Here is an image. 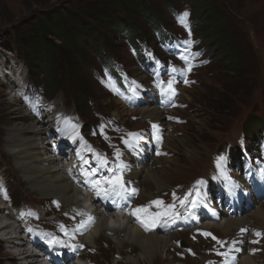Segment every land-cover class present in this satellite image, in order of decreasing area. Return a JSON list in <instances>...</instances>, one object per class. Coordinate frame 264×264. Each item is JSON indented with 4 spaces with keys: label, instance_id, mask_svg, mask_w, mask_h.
<instances>
[{
    "label": "rangeland",
    "instance_id": "obj_1",
    "mask_svg": "<svg viewBox=\"0 0 264 264\" xmlns=\"http://www.w3.org/2000/svg\"><path fill=\"white\" fill-rule=\"evenodd\" d=\"M101 1L0 0V53L7 58H11L12 62L16 63V67L24 70V72H28L22 55L11 44L10 36L24 35L27 39L33 38L35 36L33 28L36 26V17L40 11L55 9L61 15H64L66 10L80 13L98 2L101 3ZM185 5L187 4L183 1L175 0L177 10H182ZM165 6L164 4L162 14H160L162 18L161 22L173 34L180 37L178 43L183 46V49L174 47L170 48V52L162 51L164 53L162 59L165 61L166 57H171L172 59L176 55L178 58L177 62L191 65L190 71L184 69L192 80L191 90L186 91V94L180 97L185 103H188L189 108L177 113L178 116L187 119V124L178 126L175 134H170L175 139L174 145L176 146V150L169 149L168 154L170 156H157L158 150L167 147L163 141L160 148H157L153 152V158L159 160L167 159L163 167H170V171L168 170L163 178L165 187L162 190H157L153 184L146 185V182H141V186L147 190L148 193L146 194L149 198L151 196L159 197L158 195L170 188L178 185L187 186L195 179L204 177L211 168L213 156H219L229 143H232L233 149L237 147L236 139L242 132L247 135L250 142V145L243 147L245 155L240 153L238 158L233 152L228 155L229 158L237 160L234 164L235 181L244 184L241 174H238L237 171L243 170L245 165L248 166L249 151L253 148L250 155L251 163L255 165L256 161H260L263 167L260 165L261 168L257 169V177H254L252 182L254 183L257 178L258 183L262 184V188L264 189V172L261 171V169H264V157L260 156V147L254 139L253 131L250 133V130L246 128L247 134L244 129V125L249 120L252 119L250 122L256 121L258 124V121L264 118V0H213V2L211 0H205V6H208V10L205 11L208 14L207 19L203 20L200 17L201 12L198 9L196 10L195 7H192L195 19L200 23L199 28L194 33L184 23H181V21L177 22L173 20L172 15L169 14ZM155 8L157 9L159 7L155 6ZM133 17L137 26L139 25L143 28L141 29L143 35L151 38L153 31L151 26L138 16ZM221 17L227 18L229 22L226 21L223 24L220 21ZM220 30H222L223 37L228 38L230 35L232 36L231 42L236 46L243 66H248L254 70L250 80L238 83L233 79L234 67L229 64V50L226 47L230 46V44H223L217 39ZM54 34L57 37V34ZM55 36H50L49 39H52V42H54L57 39ZM55 42L59 43V40ZM203 47H208L216 58L210 67L209 64L203 62V59L198 62L194 61V56L200 54ZM175 51L177 54L174 53ZM213 51L218 53V57ZM112 54L131 73H137L136 66L138 64L131 57L130 48L126 43H117V47L112 51ZM91 56V51L86 50L84 57L89 61L91 60ZM181 57H184V59H181ZM28 59L34 68L36 61L34 56H28ZM54 59L56 60V55L53 58V62ZM159 61L164 63L160 58ZM152 71L159 73L161 70H158L157 66H154ZM40 80H46L48 83L44 84L47 94L36 95V101L42 97L47 98L42 102L41 107H39L40 110H47L48 105L52 107L58 106L62 107V110L66 111L67 114L80 112L79 114L84 116L86 121L89 122L94 117V113L91 110L92 107L104 115H113L116 117V112L121 113L123 110L121 105L117 103L118 101L123 105V101H120L117 96H115V99L110 97L103 88L106 80L102 79L101 83L95 82L90 72L87 71L85 63H83V66L81 64L80 73L71 81V85L65 84L67 81L63 83L66 86L58 83L60 76L55 78L54 85L51 83V80L47 81L43 74L40 75ZM0 81L2 82L0 85V171L9 180L11 190L15 193L13 199L16 206H19L18 203H30L38 206L40 204L42 206L45 202L51 201V198H43L41 192L29 186L22 177L18 167L15 166L16 161L14 160L16 158H13L12 150L4 145V141L8 137L9 126L12 127L15 123L6 103L9 100L8 93L5 92L4 88L7 80L1 79ZM55 85L56 88H54ZM79 85L87 92L84 98V105L81 102V97L77 93L80 88ZM226 89L230 90L231 93L229 94L225 91ZM154 99L156 98L150 97L146 99L135 110L126 107L123 117L118 119L129 129L140 127V124L137 122L147 119V116L141 112V108H144ZM77 105H79L78 108L76 107ZM55 113H57V109L52 108V114ZM132 116H142L143 119L134 121L131 118ZM44 122L47 129L52 126L48 120L45 119ZM256 132L258 131L256 130ZM179 141H183L184 145ZM149 165L152 166V163H149ZM226 169L228 170V168ZM43 179L45 178L43 177ZM212 180L214 184H217V175H213ZM199 193H202V191H192V201L196 202L193 207H196L199 202ZM256 198L258 202L264 203V193H260ZM146 200H148V197H144L141 201L144 202ZM230 203V201L226 200V204L228 205H225V209L229 208ZM52 204L53 202H50L45 207L50 208ZM76 204L78 203H74V205ZM57 209H60V207L58 206ZM52 211L53 209H50L47 212ZM219 222L222 225L226 224V220L223 217L219 218ZM202 223L204 222L202 221ZM250 226L260 227L264 230V222L260 223L253 220L250 222ZM169 230H171L170 233L160 235V237L164 238L172 236L170 237L172 240L170 241L171 244L169 243V248L159 258H154L151 264H200L199 261L203 259L197 253L196 255H176L178 252L174 251L176 249L175 243L182 240L184 238L183 236L186 235L180 234L174 227L169 228ZM221 233L222 235L218 234L221 237H230L235 234V232L229 234ZM122 238L123 235H121L119 242ZM109 239L113 242H110ZM186 240L193 248H201L198 245H194L188 237ZM244 240L248 241L245 245L249 246L250 238L246 237ZM95 241L97 245L94 244L93 247H97L100 254V257L97 258L98 264H127L125 260L127 257L136 259V254L133 251L130 252L131 249L128 248H125V253L128 256H121L119 253V242L113 236L110 237L108 232L102 234L101 238L97 237ZM14 253L7 248L6 243L0 240V264H22L20 261L10 257V254ZM116 256H120V260ZM255 257L258 258L259 264H264V252ZM141 264L149 263H143L142 261Z\"/></svg>",
    "mask_w": 264,
    "mask_h": 264
},
{
    "label": "bare ground",
    "instance_id": "obj_2",
    "mask_svg": "<svg viewBox=\"0 0 264 264\" xmlns=\"http://www.w3.org/2000/svg\"><path fill=\"white\" fill-rule=\"evenodd\" d=\"M10 60V58L0 53V65H11ZM1 84L2 82L0 81V85ZM6 103L13 116L15 125L12 127L9 126L8 137L4 141V145L12 150L14 155L13 158H16L15 160L13 159L16 161L15 166L18 167L22 177L32 189L41 192L43 198L56 199L58 202H63L65 206H74V203L79 201L80 196L79 191L72 185V177L74 173L79 171L82 164L90 160L95 161L97 159L96 153L89 152L86 145H81L77 141L63 142L56 149L46 142L52 136L56 137L60 135L57 129L62 124L65 115L62 120H56V118H60L63 114H67L66 111L62 110V107L49 106L47 112L49 119L52 120L50 125H52L54 134L45 137L47 134V127L43 126L45 125L43 120L44 110H39L38 115L34 117L32 116L33 113L30 114V111H27L18 99L9 98ZM117 103L121 105L123 109L121 113L116 112L117 118L121 119L125 113L126 107L118 101ZM52 108L57 109V113L52 114ZM158 109L159 106L157 101L152 100L144 108H141V112L145 114L147 118L158 120L161 118V112ZM174 142L175 139L169 134L165 142V145L168 147H166V149L176 150ZM179 142H182V145H184L183 141ZM68 155L80 164L68 163L66 165L64 162ZM166 162L167 159L155 160L152 166H150L149 163L151 164V160L149 159L144 162L145 166L140 167H134L128 163L126 165V174H130L133 178L137 179L140 186L141 182H146V185L153 184L157 190H162L165 187L163 178L166 172L168 170L170 171V167H163ZM61 164H63L62 167L60 166ZM43 177L45 179H43ZM146 193H148L147 190L141 186V200L144 197H148V200L144 202L154 198V196L149 198ZM68 194L70 195L68 196ZM251 202L254 204L253 201ZM248 210L253 211L241 219L224 218L226 220L224 226L218 223L206 228L209 230H217L219 233L224 232V234H229L250 224L253 220L260 223L264 222V203L259 202L258 207L254 204V207L252 209L248 208ZM42 212L43 209L38 208L36 214L40 215ZM1 214L2 207H0V220ZM4 214L6 216L9 215L8 212ZM29 218L31 217H27V220ZM11 219L16 220L17 217L13 216ZM98 221L99 224L93 229L91 236L87 240L88 244L92 246L94 244L97 245L95 239L97 237L101 238L102 234L109 231V225L124 224L122 229L115 231L114 234L118 242L121 235H123L118 245L121 256L127 255L125 253V248L131 249L130 252L133 251V253L136 254V259H131L130 257L125 259L127 264H141L142 261L143 263L148 262L151 264V261L164 254L171 244L170 241L172 238L170 237H160L157 233L144 234L139 229L133 227L130 222L127 223L123 219L115 217L109 219L104 213H99ZM17 225L22 228L24 227L22 223H18ZM13 229L16 230V228L12 226L3 228L0 225V240L6 243L9 250L15 252L14 254H10V257L20 261L22 264H38L37 260H35L25 248V239L18 241L16 237H14L16 232ZM213 233L217 235V233ZM78 238L80 239V236H78ZM257 259V257L250 258L245 255L242 257L240 264H259Z\"/></svg>",
    "mask_w": 264,
    "mask_h": 264
},
{
    "label": "trees",
    "instance_id": "obj_3",
    "mask_svg": "<svg viewBox=\"0 0 264 264\" xmlns=\"http://www.w3.org/2000/svg\"><path fill=\"white\" fill-rule=\"evenodd\" d=\"M174 1L102 0L101 3L98 2L80 13L66 10L65 14L61 15L55 9L40 11L36 17V26L33 28L35 31L33 38L27 39L24 35H14V37L10 36L9 39L23 55L31 78L35 83L39 82L40 75L45 73L47 81L51 80L52 84L55 82V78L60 76L58 83L67 81L65 84L71 85V81L80 73L81 64L83 66L85 63L87 69L91 68L93 62L98 66L106 64L111 58V50L116 49L117 43L124 42L122 34L125 31H128V35L134 36L141 33L140 29L143 28L137 26L133 16H138L141 19L144 17L149 24L155 25L160 19L163 5L170 6L175 3ZM193 1L198 11L201 12L200 17L204 20L207 19L208 14L205 11L208 10V6H205V0ZM155 6L159 8L156 9ZM220 21L224 24L228 19L221 17ZM135 28L139 30L137 31ZM54 33L57 34V37ZM50 36H55L57 38L55 41L59 40V43L52 42V39H49ZM228 38L223 37L222 30L218 32L217 39L223 44H230L226 47L229 50V64L234 67L233 79L238 83L250 80L254 70L248 66H243L237 48L231 42L232 36L230 35ZM86 50L92 53L91 60H89L91 62L87 65L86 62L89 61L84 57ZM31 55L36 60L34 68L28 59V56ZM55 55L56 60L54 59L53 62ZM225 91L231 93L228 89ZM77 93L84 105L87 92L80 86ZM250 126L253 129L252 127L258 125L252 124Z\"/></svg>",
    "mask_w": 264,
    "mask_h": 264
},
{
    "label": "snow or ice",
    "instance_id": "obj_4",
    "mask_svg": "<svg viewBox=\"0 0 264 264\" xmlns=\"http://www.w3.org/2000/svg\"><path fill=\"white\" fill-rule=\"evenodd\" d=\"M188 16V13L187 12H185L184 13V17H187ZM184 21H183V19L181 20V23H183ZM181 59H184V57H181ZM172 71L173 72H176L177 71V69H175V68H173L172 69ZM161 83H164V82H161ZM173 83H174V81H172V80H169L168 82H167V88L166 89H163L162 88V92H165L166 94H168L169 96H174L176 93H175V89H174V87H173ZM133 94L135 95L136 93H135V90L133 89ZM73 127H75V125H73ZM157 128V126L156 125H153V129L155 130ZM159 140H160V138L159 137H157V142H159ZM125 143H128V141H125ZM224 159V157H219L218 158V160H217V166L219 167L220 166V161H222ZM105 164H106V162H105ZM95 170H93V172H94ZM261 171L262 172H264V169H261ZM93 173H85V175H92ZM94 183V185L99 189V186H100V184H101V181H94L93 182ZM103 183H105L106 185H109L110 186V188H107V189H100V191H104L105 192V194H107V192L109 191V190H111V191H113V192H117V191H119V192H130V194L131 195H135V194H137V190L136 189H128L127 187H126V183L122 180V176H117V175H113L112 177H103ZM197 183H203V181H198ZM97 194H99V191H98V193ZM173 197H174V199H175V193H173ZM187 199V197H185V198H183V199H181V201H180V203H181V206L182 207H185L186 208V211H187V207L185 206V204H184V201ZM192 206H195V201H190L189 202ZM151 204H154V205H157V206H160V205H162L163 204V201H161V200H154V201H152L151 202ZM151 205H149L148 207H150ZM174 206H172V205H169L168 206V209L169 210H171L172 208H173ZM138 212H147V207H145V208H138V209H136L135 210V212H133V215H136ZM161 215H170V219L168 220V221H166L167 223H174V219H173V217L174 218H179V219H184L185 217L184 216H181L179 213H175V212H168V211H165V212H163V213H156L155 214V216H157V217H159V216H161ZM156 221H153V223H155ZM145 227H146V230H147V228H148V226L147 225H145ZM242 232H245V231H247L246 229H242L241 230ZM204 235H210L209 233H204ZM256 235L257 236H260L261 234L260 233H256ZM214 239H215V237H213ZM252 242H257V241H252ZM64 242L63 241H61V240H59V239H57V238H53L52 240H50L49 241V244L50 245H52V244H63ZM221 244H223L224 242H220ZM234 244L236 243V242H233ZM82 247V246H81ZM230 251H231V249H230ZM219 255H222V256H226L227 254L226 253H219Z\"/></svg>",
    "mask_w": 264,
    "mask_h": 264
}]
</instances>
